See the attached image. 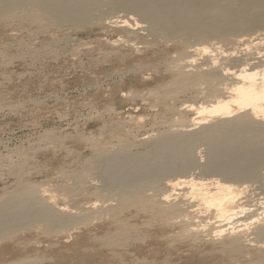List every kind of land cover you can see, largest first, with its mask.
Instances as JSON below:
<instances>
[{
	"label": "rangeland",
	"instance_id": "1",
	"mask_svg": "<svg viewBox=\"0 0 264 264\" xmlns=\"http://www.w3.org/2000/svg\"><path fill=\"white\" fill-rule=\"evenodd\" d=\"M20 13L0 16V199L24 182L49 189L66 213L96 199V206L115 204L100 153L143 152L157 131L179 122L184 106L203 101L192 90L167 91L191 71L188 60L199 62L200 41L150 40L144 30L111 22L133 18L124 11L103 24L65 26ZM258 31L243 38L260 37L264 28ZM201 42L230 47L234 38ZM86 169L91 177L80 181ZM254 188L244 200L260 192ZM139 207L113 210L59 238L32 227L0 244V264H252L264 255L250 242L231 251L230 237L213 232L191 237L179 215L163 220L159 208ZM120 231L123 239L115 238Z\"/></svg>",
	"mask_w": 264,
	"mask_h": 264
},
{
	"label": "bare ground",
	"instance_id": "2",
	"mask_svg": "<svg viewBox=\"0 0 264 264\" xmlns=\"http://www.w3.org/2000/svg\"><path fill=\"white\" fill-rule=\"evenodd\" d=\"M17 11L33 19L44 15L60 26L100 24L124 11L133 18L111 21L123 29L144 30L152 40L200 41L193 48L199 62L189 57L193 70H181L167 91L192 90L203 101L181 107L179 122L157 131L143 152L100 153L97 163L103 162V175L116 185L115 204L96 206V199L82 211L66 213L49 189L24 182L2 196L0 244L32 227L47 237H63L113 210L148 205L159 208L163 220L182 217L191 237L213 232L230 237L231 251L245 242L264 251V32L243 38L264 28V0H0V16ZM208 36L233 37L234 43H202ZM88 170L78 175L80 181L85 173L91 177ZM254 185L260 192L244 200ZM149 190L156 192L148 195ZM119 233L114 237L123 239L125 233ZM252 264H264V255Z\"/></svg>",
	"mask_w": 264,
	"mask_h": 264
}]
</instances>
